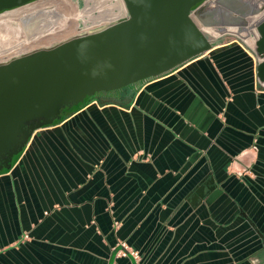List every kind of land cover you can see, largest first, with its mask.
I'll return each mask as SVG.
<instances>
[{
    "label": "crops",
    "instance_id": "1",
    "mask_svg": "<svg viewBox=\"0 0 264 264\" xmlns=\"http://www.w3.org/2000/svg\"><path fill=\"white\" fill-rule=\"evenodd\" d=\"M225 32L34 130L0 173V264H264V80Z\"/></svg>",
    "mask_w": 264,
    "mask_h": 264
},
{
    "label": "water",
    "instance_id": "2",
    "mask_svg": "<svg viewBox=\"0 0 264 264\" xmlns=\"http://www.w3.org/2000/svg\"><path fill=\"white\" fill-rule=\"evenodd\" d=\"M33 1L0 0V13ZM251 1L254 4L255 0ZM123 3L122 12L95 14L94 20H105L99 26L79 27V32L66 38L0 60V173L12 166L38 127L58 121L102 91L119 90L161 74L207 49L212 35L221 30L209 31L208 28H216L219 23L205 20L203 11H223L225 7L227 13L237 9L238 4H249L247 0H123ZM263 7L261 0L249 9L244 8L241 15L233 17L234 21L226 19L220 24L241 25L245 34L234 29L222 32L237 34L253 50L262 80L264 13L259 17L257 14ZM61 16L53 8L30 13L28 20L38 26L31 35L27 34L29 39L52 30L55 19ZM245 16L252 17L250 22ZM12 47L1 48L0 52ZM201 190L202 186L196 187L200 195ZM120 248V244L114 248L108 264ZM125 253L132 264H137L128 250Z\"/></svg>",
    "mask_w": 264,
    "mask_h": 264
},
{
    "label": "rangeland",
    "instance_id": "3",
    "mask_svg": "<svg viewBox=\"0 0 264 264\" xmlns=\"http://www.w3.org/2000/svg\"><path fill=\"white\" fill-rule=\"evenodd\" d=\"M40 1H43V4L50 1V3H47V5H42L39 6L38 8L40 9H46V8H53L56 9L57 11L62 13V16L55 19V23L52 25V30L46 31L45 33L41 34L42 36L47 35V34H51L53 35V33H55V38L54 39H44V41L42 43L33 45L25 50H21V51H26L32 48H36L42 45H47L50 44L54 41H58L61 40L63 38H66L74 33H77L82 29L85 28H92V27H96L99 26L100 24H102L103 22H105V20H100V21H92L91 18L93 12L96 14L98 13V10H100V8H102V6L99 4L98 0L94 1V0H68L73 7H71L70 9H64L61 4H59L57 1L58 0H35L33 2H30L28 4H24L18 7H15L13 9H7L3 12L0 13L1 14H6L7 18H3L0 17V49L1 48H5L8 46H13L10 50L1 53L0 52V56L3 54H7L5 57H1V59H4L6 57H9L11 55H14L16 53H19L21 51H15L17 48L19 47L22 43H28L30 42L32 39H29L26 31H25V27L23 25V21H22V17L24 15H27L26 13H22L20 16L19 15H12L10 16L8 14V12H14L16 10H21L23 8H25L26 6L28 7V5H30L31 3H39ZM113 3L116 2L117 0H112ZM121 6L124 8V3L123 0H119ZM125 9V8H124ZM35 10V9H34ZM32 10V11H34ZM88 11L90 13H88ZM118 12V11H117ZM90 16V18H87V16ZM84 16L86 17V19L84 18ZM84 22L86 23L84 26ZM236 25V24H235ZM241 26V25H240ZM81 27V28H79ZM209 31H211L212 33H218L227 29V30H231V27H227L224 26L222 28H219L216 30V32H213L210 28H208ZM226 35H231L233 36L235 33L233 32H225ZM39 37V36H36ZM35 37V38H36ZM29 40V41H26ZM17 44V45H16Z\"/></svg>",
    "mask_w": 264,
    "mask_h": 264
},
{
    "label": "bare ground",
    "instance_id": "4",
    "mask_svg": "<svg viewBox=\"0 0 264 264\" xmlns=\"http://www.w3.org/2000/svg\"><path fill=\"white\" fill-rule=\"evenodd\" d=\"M94 1H97V0H94ZM59 4H61V6L66 10L70 9L71 7H73V5L68 1V0H58L57 1ZM99 4L102 6V8H100V10L98 11L100 13L101 16L105 15V16H108L113 8L116 6L118 8V12H122L123 11V7L121 6V4L118 2V0L116 2L113 3L112 0H98ZM47 3H50V1L46 2L43 4V1H40L39 3H31L30 5H28V7L26 6L25 8L21 9V10H16L14 12H8V14L10 16L12 15H21L22 13H26L27 15H24L22 18H25L23 21H24V27H25V31L27 32V34H30L31 35V32L34 31V29L38 26V25H35L32 21L28 20V15L30 13H32L34 10L37 11L39 10L40 8H38L39 6H42V5H47ZM88 13H90L88 11ZM262 13H264V7L260 10V12L257 14V16L259 17V15H261ZM5 16V17H3ZM26 16V17H25ZM256 16V17H257ZM0 17H3V18H7L6 14H1ZM89 17V16H88ZM255 17V18H256ZM90 18V17H89ZM86 19V18H85ZM92 21H100V20H94L91 18ZM55 33H53V35L51 34H47V35H40L39 37H36L35 36L32 38V40L28 43H22L19 47H16L17 49L15 50L16 52L17 51H21V50H25L33 45H36V44H39V43H42L44 41V39H54L55 38ZM26 41H29V40H26ZM10 53V52H9ZM9 53L7 54H3L0 56L1 57H5L6 55H8Z\"/></svg>",
    "mask_w": 264,
    "mask_h": 264
},
{
    "label": "flooded vegetation",
    "instance_id": "5",
    "mask_svg": "<svg viewBox=\"0 0 264 264\" xmlns=\"http://www.w3.org/2000/svg\"><path fill=\"white\" fill-rule=\"evenodd\" d=\"M248 2H249V4H246V3H241V4H238L237 6H235L237 9H231V10H229L227 13H226V11L227 10H225V7L224 8H222V9H224L223 11H217V10H214V11H208V13H207V11H203L201 14H202V17L205 19V20H207V21H212V22H216V23H219L218 25H215V26H217L216 28L215 27H213V26H211L210 27V29L213 31H216L217 29H219V28H222V27H224V26H227V27H231L232 29H234V30H238V31H241L242 33H244L245 34V31L244 30H241L242 28H241V26H240V24H231V23H228V24H223L222 26L220 25L223 21H225L226 19H228L229 21H234L233 20V17H237V16H239V15H241V13H242V10H244V8H246V9H249V8H251V6H254V4L255 3H260L261 2V0H255V2H254V4L252 3L253 1H251V0H247ZM118 2H120L119 0H118ZM233 5H235L236 3H232ZM233 5H231V7L233 6ZM219 6L221 7L222 6V4H219ZM216 7V6H215ZM218 8V7H217ZM118 11V8L115 6L114 8H113V10H112V12L111 13H115V12H117ZM241 11V12H240ZM95 14H96V11H95V13L93 12V14H92V17L94 18V16H95ZM234 15V16H233ZM89 16V15H88ZM87 16V18H89ZM84 18H86L85 16H84ZM245 18V20H247V22H250V20H251V16H245L244 17ZM228 22V21H227Z\"/></svg>",
    "mask_w": 264,
    "mask_h": 264
},
{
    "label": "built area",
    "instance_id": "6",
    "mask_svg": "<svg viewBox=\"0 0 264 264\" xmlns=\"http://www.w3.org/2000/svg\"><path fill=\"white\" fill-rule=\"evenodd\" d=\"M118 222L115 223V225L117 226ZM28 235L25 234L24 237H27ZM122 254H125V251L124 250H119Z\"/></svg>",
    "mask_w": 264,
    "mask_h": 264
}]
</instances>
